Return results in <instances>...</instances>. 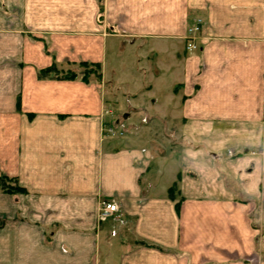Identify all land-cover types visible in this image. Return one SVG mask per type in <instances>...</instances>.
Masks as SVG:
<instances>
[{"label":"crops","instance_id":"crops-1","mask_svg":"<svg viewBox=\"0 0 264 264\" xmlns=\"http://www.w3.org/2000/svg\"><path fill=\"white\" fill-rule=\"evenodd\" d=\"M0 176V264H264V0H0Z\"/></svg>","mask_w":264,"mask_h":264},{"label":"rangeland","instance_id":"rangeland-1","mask_svg":"<svg viewBox=\"0 0 264 264\" xmlns=\"http://www.w3.org/2000/svg\"><path fill=\"white\" fill-rule=\"evenodd\" d=\"M199 20V28L193 32V36L194 38H196V36L198 35L197 32L200 31L201 29V20L200 19H196L192 24H194L195 22H197ZM192 33V32H191ZM188 39V38H187ZM121 42L119 45L120 48V54L119 56L116 57H112L110 55V63H111V67L113 68L111 73L114 74V72L117 71L118 69V73L125 75H128V70H131V66H134V56H135V49L133 50V44H132V39L131 37H126L125 39L121 38ZM159 63V62H158ZM58 66V65H57ZM62 67V66H59ZM64 70L71 68V69H75L76 71H84L87 70L85 66H81L78 63L68 66V67H62ZM89 68V67H88ZM133 68V67H132ZM95 76L94 74H89L90 76ZM136 78L140 79V75L139 73L134 74L133 75ZM118 89H120L123 93H121L119 90H116V92H114L113 97L109 98L107 100V105L106 110L107 113L109 114V122L110 124H114V122H112L113 120H117L118 122V128L121 127L124 129V127L126 128L128 126V124H130L131 122H133L136 117H139L137 114H130V116L128 117V105L127 102L130 100L129 98H131L133 96L132 94V90H131V86L130 85H125L124 87H119ZM126 113V116H123ZM161 128H164V125H160ZM258 145V144H257ZM258 146H253V147H246V149L243 150H237L233 149L232 147H230V145H224L222 147V154L223 155H228L227 158L231 159L232 157H235L236 155H244V154H257L260 153V148H257ZM226 153V154H225Z\"/></svg>","mask_w":264,"mask_h":264},{"label":"trees","instance_id":"trees-1","mask_svg":"<svg viewBox=\"0 0 264 264\" xmlns=\"http://www.w3.org/2000/svg\"><path fill=\"white\" fill-rule=\"evenodd\" d=\"M79 65L87 67V70L84 71H76L75 69L68 68L64 70L62 67L57 66L56 64H51L44 68L38 70V75L40 77H59V78H75L79 77L81 79L87 80L89 74H94L97 78L101 76V66L99 62H87V61H80L78 62ZM89 67V68H88ZM16 184L12 180H9L5 176H0V188L5 191H15ZM17 187V186H16ZM175 186H171L169 188L170 195L173 194ZM20 189V187H18ZM178 203H176L177 205ZM140 243H143L141 241Z\"/></svg>","mask_w":264,"mask_h":264},{"label":"built area","instance_id":"built-area-1","mask_svg":"<svg viewBox=\"0 0 264 264\" xmlns=\"http://www.w3.org/2000/svg\"><path fill=\"white\" fill-rule=\"evenodd\" d=\"M198 28H199V20L189 27V31L193 33ZM187 40L188 41L186 43V49L195 48L196 46L195 43L189 40V37ZM105 112L107 113V110H105ZM102 129H103V132L106 134H113L116 131L115 126L113 124H110L107 121L103 122ZM118 213H119V206L115 201L108 200V199H102L100 201V204L98 207V219L99 220H104L110 216L118 215Z\"/></svg>","mask_w":264,"mask_h":264}]
</instances>
